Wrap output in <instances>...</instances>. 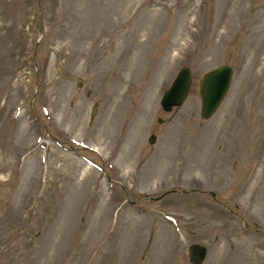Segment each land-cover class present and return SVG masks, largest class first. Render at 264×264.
Returning <instances> with one entry per match:
<instances>
[{"label":"rangeland","instance_id":"obj_1","mask_svg":"<svg viewBox=\"0 0 264 264\" xmlns=\"http://www.w3.org/2000/svg\"><path fill=\"white\" fill-rule=\"evenodd\" d=\"M197 241L264 264V0H0V264H193Z\"/></svg>","mask_w":264,"mask_h":264},{"label":"water","instance_id":"obj_2","mask_svg":"<svg viewBox=\"0 0 264 264\" xmlns=\"http://www.w3.org/2000/svg\"><path fill=\"white\" fill-rule=\"evenodd\" d=\"M233 67L227 62L203 72L198 83L200 95V115L203 118L210 117L218 108L231 85ZM192 81L190 66L181 65L170 84L162 91L159 102L165 110L180 105L186 98ZM173 85L171 86V83ZM171 86L170 89H168ZM176 86V87H175ZM175 87V88H174ZM172 92V93H171ZM169 93V94H168ZM154 134L149 137L153 141ZM214 195V192H212ZM189 258L193 264H201L206 256L207 248L201 242H192L187 247Z\"/></svg>","mask_w":264,"mask_h":264},{"label":"bare ground","instance_id":"obj_3","mask_svg":"<svg viewBox=\"0 0 264 264\" xmlns=\"http://www.w3.org/2000/svg\"><path fill=\"white\" fill-rule=\"evenodd\" d=\"M172 85H173V82H172L171 86H172ZM171 86H170L168 89H170V88H171ZM175 87H176V86H175ZM175 87H174V88H175ZM171 93H172V92H171ZM168 94H169V93H168Z\"/></svg>","mask_w":264,"mask_h":264}]
</instances>
